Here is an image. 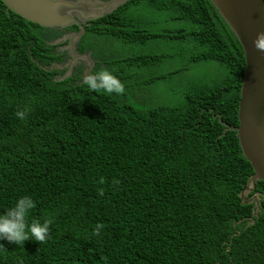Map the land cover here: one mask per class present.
Wrapping results in <instances>:
<instances>
[{
  "label": "trees",
  "instance_id": "16d2710c",
  "mask_svg": "<svg viewBox=\"0 0 264 264\" xmlns=\"http://www.w3.org/2000/svg\"><path fill=\"white\" fill-rule=\"evenodd\" d=\"M156 12L180 26L149 31ZM65 29L0 0V214L29 195V223L53 221L49 238L26 240L22 254L31 264H264V181L254 212L239 196L253 168L222 123L238 125L245 57L212 2L128 0L88 21L76 51H89L90 74L112 72L124 94L90 90L80 67L54 78L49 66L64 54L51 42ZM152 37L179 40L190 61L225 72L174 102H145L142 87L166 76L136 71L160 57L134 46Z\"/></svg>",
  "mask_w": 264,
  "mask_h": 264
},
{
  "label": "water",
  "instance_id": "95a60500",
  "mask_svg": "<svg viewBox=\"0 0 264 264\" xmlns=\"http://www.w3.org/2000/svg\"><path fill=\"white\" fill-rule=\"evenodd\" d=\"M8 10L28 21L44 27L77 25V33L70 34L67 48L68 63L55 64L66 68L64 78L70 76L78 59L90 60V54H79L76 41L85 33V24L113 12L128 0H2ZM220 16L239 40L245 57V72L238 103V125L222 121L226 129L236 131L244 157L253 173L239 196L255 191L256 183L264 181V51L255 47L259 33H264V0H210ZM62 37L56 43L67 40ZM54 66V65H53ZM256 197L259 195L255 193ZM246 203H251L250 200ZM258 211V202H255ZM250 221V223H252Z\"/></svg>",
  "mask_w": 264,
  "mask_h": 264
},
{
  "label": "rangeland",
  "instance_id": "374dc122",
  "mask_svg": "<svg viewBox=\"0 0 264 264\" xmlns=\"http://www.w3.org/2000/svg\"><path fill=\"white\" fill-rule=\"evenodd\" d=\"M165 18L159 15V12H156L154 15H148L145 25L149 31H160L180 26L177 20L169 21ZM181 44L179 40L170 37H152L142 45H134L138 46L137 48L140 52L160 55L151 66L136 70L141 78L149 79L152 75H166L164 78H158L151 84L142 87V89L140 88L142 93H144L141 98H145V102H155L157 104L174 102L178 99V97L175 98L177 94L185 89L188 84L192 86L193 81H213L225 72L224 67L220 63L190 61L188 46ZM61 48L65 49L67 46L62 45ZM134 48L131 47L132 50ZM138 51L135 49V52ZM83 59L86 58L84 57ZM249 194L244 195V200ZM249 200L252 202L254 199L249 197Z\"/></svg>",
  "mask_w": 264,
  "mask_h": 264
},
{
  "label": "clouds",
  "instance_id": "9594fccd",
  "mask_svg": "<svg viewBox=\"0 0 264 264\" xmlns=\"http://www.w3.org/2000/svg\"><path fill=\"white\" fill-rule=\"evenodd\" d=\"M254 44L257 49L264 51V33L257 35ZM84 83L94 92L124 94L126 91L125 85L108 70L89 74L85 77ZM28 111L29 109L18 110L16 117L24 120ZM35 207L36 201L25 195L19 197L12 207L0 214V264H31L30 257L22 254L20 247L26 240L42 243L49 238L53 223L51 219L43 222L33 220L29 223V214ZM103 228L102 223H97L93 229L94 234L99 236Z\"/></svg>",
  "mask_w": 264,
  "mask_h": 264
},
{
  "label": "flooded vegetation",
  "instance_id": "af4514ba",
  "mask_svg": "<svg viewBox=\"0 0 264 264\" xmlns=\"http://www.w3.org/2000/svg\"><path fill=\"white\" fill-rule=\"evenodd\" d=\"M88 23L85 24V27ZM66 27H63V29H65ZM79 28L73 30V29H65L62 31V34L61 36H59L57 39H55L54 41H52L51 43L54 44L56 46V49L57 51H60L62 52L64 55V62L61 63V62H57V61H53L51 63V66H49V69H54L57 71L55 72L54 74V78H57L59 80L63 79L64 78V74L66 73L67 69L66 68H62V67H58L56 66L55 64H66L69 62V60L71 59V55H70V52H69V49L68 48H61L62 45H66L68 46V43H69V39H70V34L72 33H77L79 32ZM86 32V31H85ZM84 35V34H83ZM82 35V36H83ZM81 36V37H82ZM62 37H68L67 40H65L64 42L62 43H56V40H59L61 39ZM81 37L79 39H81ZM79 39L76 41V43L79 41ZM79 54H90V60L89 59H83V58H80L77 60V62L75 63V65L72 67V70L71 72H79V67H80V75L82 77V81L85 80V77H87L91 72H92V69H93V64H94V60L91 58V53L88 51L87 53L85 52H78ZM63 60V59H62ZM92 62V63H91ZM54 65V66H53ZM60 70H63L62 72H59ZM255 193H258L259 195L256 197ZM249 197H252L254 200H252V202L254 203L255 205V202L257 201L258 202V205H259V200H260V197H261V192L257 189H255V191L253 192H250L249 196L246 197V201L249 200ZM251 200V199H250ZM254 212H257L256 211V206H255V211Z\"/></svg>",
  "mask_w": 264,
  "mask_h": 264
}]
</instances>
